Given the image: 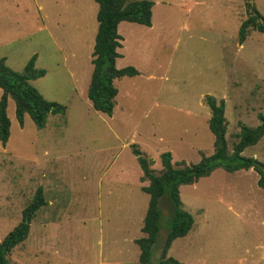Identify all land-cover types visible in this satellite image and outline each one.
Listing matches in <instances>:
<instances>
[{
	"label": "rangeland",
	"instance_id": "obj_1",
	"mask_svg": "<svg viewBox=\"0 0 264 264\" xmlns=\"http://www.w3.org/2000/svg\"><path fill=\"white\" fill-rule=\"evenodd\" d=\"M151 1V26L118 25L123 39L116 66H134L138 74L114 80L118 93L107 115L87 96L97 3L0 0V58L23 71L35 55L45 74L30 83L66 108L48 115L41 129L28 114L21 126L8 96L10 134L0 141V240L22 220L37 187L45 199L26 239L8 254L12 264H99L114 258V248L125 257L127 249L139 251L123 240L136 231V238L143 236L149 202L142 190L149 181L132 146L152 158L159 173L163 152H171L175 167L213 152L208 95L225 102L230 152L242 125L255 127L264 114V32L250 30L238 42L247 3L264 16V0ZM241 155L264 163V136ZM258 178L252 167H218L179 186L194 222L167 256L180 264H264ZM158 239L152 256L159 258Z\"/></svg>",
	"mask_w": 264,
	"mask_h": 264
},
{
	"label": "trees",
	"instance_id": "obj_2",
	"mask_svg": "<svg viewBox=\"0 0 264 264\" xmlns=\"http://www.w3.org/2000/svg\"><path fill=\"white\" fill-rule=\"evenodd\" d=\"M97 5V31L92 51V71L87 88V96L92 107L107 115H111L115 106L118 89L114 80L122 76L138 74L134 66L117 68L116 60L122 54L118 48L122 45V36L118 25L122 21L151 26V0H94ZM247 18L238 28V42L246 39L250 30L264 32V16L250 3H247ZM34 55L26 63L23 71H15L6 65L5 58H0V141L2 144L9 138L10 120L7 115L8 96L15 101V117L22 126L24 115L28 114L36 128L41 129L47 122L48 115L65 112V106L51 101L30 83L45 74V70L36 68ZM210 109L208 119L209 130L214 135L213 152L210 155L201 153V159L194 164L183 163L175 167L171 161L170 151L160 155L162 169L156 173L151 167L153 159L144 155L136 146L132 152L143 170V179L149 184L142 190L149 194V202L143 218L141 231L143 236L135 239L140 254L139 264H152L151 256L155 243L163 240L162 250L156 264H180L178 260L167 256L173 240L185 236L193 227V217L184 208L180 198L179 186L193 184L199 178L211 174L218 167L227 171L254 168L259 174L257 184L264 188V163L253 157L241 155L243 150L257 143L264 136V114L259 113V123L254 127L242 125L237 134L238 140L230 152L227 147L226 119L224 116L225 102L217 101L213 96L206 97ZM45 204L42 187H37L29 204L23 210V218L0 240V264H12L8 259L11 250L22 243L30 228V221L39 208ZM168 210V215L163 213ZM166 219V220H164ZM160 228L166 233L164 238Z\"/></svg>",
	"mask_w": 264,
	"mask_h": 264
},
{
	"label": "crops",
	"instance_id": "obj_3",
	"mask_svg": "<svg viewBox=\"0 0 264 264\" xmlns=\"http://www.w3.org/2000/svg\"><path fill=\"white\" fill-rule=\"evenodd\" d=\"M143 233V232H142ZM138 234V231H136L135 233H133L131 236H125L123 240H125V242H130L131 247L130 248H134V246H132V244H137L135 242V239H137L136 235ZM141 237V236H140ZM139 238V237H138ZM112 241H117L116 239H113ZM118 242V241H117ZM138 247V245H137ZM121 250V248H114L112 250L113 253V257L114 258H107L106 262H100L99 264H139V254H140V250L138 247L139 251H132V250H126V257L121 255L118 256V252ZM158 259V257H155L154 255L151 257V261L152 263H156V260Z\"/></svg>",
	"mask_w": 264,
	"mask_h": 264
},
{
	"label": "water",
	"instance_id": "obj_4",
	"mask_svg": "<svg viewBox=\"0 0 264 264\" xmlns=\"http://www.w3.org/2000/svg\"><path fill=\"white\" fill-rule=\"evenodd\" d=\"M262 171L264 172V167L262 168ZM164 214H167L168 213V210L167 209H164ZM160 233L163 234L164 238L166 237V233L160 228ZM152 264H156V263H152Z\"/></svg>",
	"mask_w": 264,
	"mask_h": 264
}]
</instances>
